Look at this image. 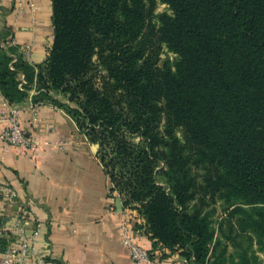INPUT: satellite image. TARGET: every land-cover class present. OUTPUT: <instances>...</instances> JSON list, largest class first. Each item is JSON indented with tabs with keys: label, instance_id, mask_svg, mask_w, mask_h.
I'll use <instances>...</instances> for the list:
<instances>
[{
	"label": "trees",
	"instance_id": "16d2710c",
	"mask_svg": "<svg viewBox=\"0 0 264 264\" xmlns=\"http://www.w3.org/2000/svg\"><path fill=\"white\" fill-rule=\"evenodd\" d=\"M158 1L171 12L155 13ZM51 7L42 64L13 61L14 49L0 46L6 100L22 102L34 86L33 102L63 108L99 143L112 189L144 219L152 255L164 247L192 264H249L254 243L264 251V0ZM217 199L226 208L215 227L205 209ZM8 244L0 236V251Z\"/></svg>",
	"mask_w": 264,
	"mask_h": 264
},
{
	"label": "crops",
	"instance_id": "0c3cea01",
	"mask_svg": "<svg viewBox=\"0 0 264 264\" xmlns=\"http://www.w3.org/2000/svg\"><path fill=\"white\" fill-rule=\"evenodd\" d=\"M51 4L52 0H0V46L8 48L3 44L15 40L14 59L21 56L31 64L44 62L53 39ZM27 42H32L29 52L24 49ZM35 92L34 87L24 101L14 103L20 109L22 128L63 146L30 154L0 139V187L7 184L16 193L8 206L0 192V225L9 223V214L18 206L24 207L29 214L27 229H38L36 243L44 256L42 264H142L131 259L120 240L117 226L127 207L112 189L99 149L96 151L95 143L63 108L49 101L33 102ZM33 105H37L36 115ZM5 124L0 118V132ZM117 197L121 198V211ZM137 217L140 221L133 225V236L152 249L153 241L144 231L138 211ZM155 252L167 264H192L179 250L160 247Z\"/></svg>",
	"mask_w": 264,
	"mask_h": 264
},
{
	"label": "built area",
	"instance_id": "2783aa9c",
	"mask_svg": "<svg viewBox=\"0 0 264 264\" xmlns=\"http://www.w3.org/2000/svg\"><path fill=\"white\" fill-rule=\"evenodd\" d=\"M15 40L9 39L3 44L4 47L15 46ZM32 42L24 44V49L29 52ZM15 61V59L13 60ZM12 61V62H13ZM12 62L10 67L13 68ZM19 87L26 83L23 74H19ZM2 107H0V118L6 121V124L0 132V139L6 143L20 146L30 154H36L44 147H62V143H54L49 140H42L28 134L21 126L18 118L20 109L6 100L0 91ZM57 107V106H56ZM36 115L37 105L32 106ZM1 194L7 199L8 206H12L16 193L7 184L0 187ZM28 211L22 207L9 214V223L0 225V236L9 239L7 248L0 251V264H42L44 256L36 243L38 229L31 231L27 229ZM137 211L134 208L127 207L123 218L117 226L121 242L127 247L131 259L142 264H167L156 255H152L151 249H147L136 241L133 236V225L139 222ZM144 223V222H142Z\"/></svg>",
	"mask_w": 264,
	"mask_h": 264
},
{
	"label": "rangeland",
	"instance_id": "374dc122",
	"mask_svg": "<svg viewBox=\"0 0 264 264\" xmlns=\"http://www.w3.org/2000/svg\"><path fill=\"white\" fill-rule=\"evenodd\" d=\"M163 11H166V12H171L169 6L161 1H158L157 4H156V8H155V13H160V12H163ZM166 57H169L170 59H173L174 58V54L167 51L166 49H164L163 51V54H162V58H166ZM96 58V57H95ZM96 61V59H95ZM97 82L100 84L101 82V75H104L106 74L105 70L99 66L98 67V70H97ZM34 88V86L32 87ZM58 98L66 101V98L63 97L62 95H56ZM72 105H74V103H71ZM178 136L181 137V134L180 132L177 133ZM99 149V148H98ZM191 204H194V202H191ZM225 208H226V203L221 200V199H217L216 202L206 208L205 210H211L213 209V213H212V218L214 219V226L217 227V224L220 220H222V218L225 216ZM216 234H217V231H216ZM259 245L257 243H254L252 248L255 250V256L256 258L253 259L251 258V261L249 264H264V251L263 250H260L259 249ZM228 252L229 253H232L235 257V261L238 260V254L236 253L235 254V249L231 246L228 247ZM227 264H231V262L227 263Z\"/></svg>",
	"mask_w": 264,
	"mask_h": 264
},
{
	"label": "water",
	"instance_id": "95a60500",
	"mask_svg": "<svg viewBox=\"0 0 264 264\" xmlns=\"http://www.w3.org/2000/svg\"><path fill=\"white\" fill-rule=\"evenodd\" d=\"M94 148L96 149V151L98 150L99 148V143H95L94 144ZM116 205L118 207V210L121 211L122 210V202H121V198L120 197H117L116 198Z\"/></svg>",
	"mask_w": 264,
	"mask_h": 264
}]
</instances>
